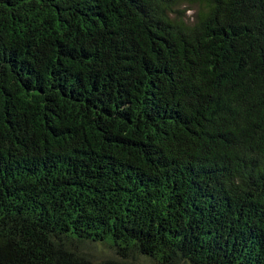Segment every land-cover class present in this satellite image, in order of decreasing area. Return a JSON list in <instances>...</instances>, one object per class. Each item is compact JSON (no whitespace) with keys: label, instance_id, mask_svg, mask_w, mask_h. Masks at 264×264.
Here are the masks:
<instances>
[{"label":"trees","instance_id":"1","mask_svg":"<svg viewBox=\"0 0 264 264\" xmlns=\"http://www.w3.org/2000/svg\"><path fill=\"white\" fill-rule=\"evenodd\" d=\"M0 264H264V0H0Z\"/></svg>","mask_w":264,"mask_h":264},{"label":"rangeland","instance_id":"2","mask_svg":"<svg viewBox=\"0 0 264 264\" xmlns=\"http://www.w3.org/2000/svg\"><path fill=\"white\" fill-rule=\"evenodd\" d=\"M191 11H188L187 13L190 14Z\"/></svg>","mask_w":264,"mask_h":264}]
</instances>
